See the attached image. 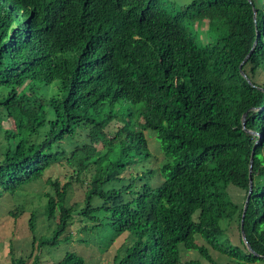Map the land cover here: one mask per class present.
Masks as SVG:
<instances>
[{
	"label": "trees",
	"instance_id": "trees-1",
	"mask_svg": "<svg viewBox=\"0 0 264 264\" xmlns=\"http://www.w3.org/2000/svg\"><path fill=\"white\" fill-rule=\"evenodd\" d=\"M205 20L220 35L201 43L185 24ZM147 128L166 158L156 186L129 168L150 154ZM0 132V196L68 169L44 179L50 235L36 236L30 211L32 264H48L39 251L71 234L75 214L82 231L135 237L112 264H203L183 250L264 264V0H192L173 13L162 0H0ZM252 149L242 225L256 254L239 225ZM49 264L85 260L66 252Z\"/></svg>",
	"mask_w": 264,
	"mask_h": 264
},
{
	"label": "rangeland",
	"instance_id": "rangeland-1",
	"mask_svg": "<svg viewBox=\"0 0 264 264\" xmlns=\"http://www.w3.org/2000/svg\"><path fill=\"white\" fill-rule=\"evenodd\" d=\"M192 0H162V6L169 12L173 13L177 9H180L183 5L189 3ZM198 24L186 23L185 28L190 34L199 41L205 42L206 40H211L217 38L220 34L218 32L209 34L205 27V22ZM207 23V22H206ZM44 93V87L40 88ZM120 124L118 122L113 124L109 130H115ZM146 141L147 148L150 152L148 156L144 155V152L139 154H134L135 161L132 163L130 168L131 175L146 174L149 172V179H147L153 186L159 184L162 180L159 172V166L166 160L164 153L160 148V143L156 137V133L152 129L143 130ZM107 136H111L108 133ZM5 149V140L3 138L2 132H0V153ZM63 165H55L49 167L45 173V177H56L63 181L65 174L68 169ZM126 175V173H123ZM43 179H38L30 183H26L14 193H2L0 196V264H10V253L16 257L24 256L26 262L24 264H32L33 256L37 253L34 251L33 256L28 257L31 252V241L32 234L29 231L28 218L30 216V211H34L36 214V236L40 235H50L53 226L55 225V220H48L43 214L44 204L46 201L43 193L50 191V187L44 182ZM147 178V177H145ZM140 181H135L133 189H136L140 185ZM123 185L128 184V181L124 179L123 181L112 182L110 185ZM233 187V186H229ZM86 189V184H82L81 188L77 186L69 192L68 204L71 205L74 201H81L83 198V190ZM128 196V193L125 195ZM235 197L240 198L241 194H235ZM16 207L22 208L16 216H11L9 211L17 210ZM82 222L79 220L78 216L73 215L72 223L68 225L67 231L71 234L68 235V239L64 240L63 236L60 241L55 246H45L39 252L42 253L41 260L47 261L48 264L51 262H56L60 260L66 252H75L81 255L85 264H112L114 257L122 255L124 248L129 246L134 240L133 237L128 232H122L120 234L114 235L111 230L101 226L95 228H84L81 226ZM235 228V227H234ZM236 232V231H235ZM234 232V233H235ZM182 246H180V249ZM213 256L216 258L218 264H225L227 261L222 255L217 252H212ZM189 255V257L199 258L203 264H210L205 259L201 258L195 250H183L181 253ZM254 264H262L256 262Z\"/></svg>",
	"mask_w": 264,
	"mask_h": 264
},
{
	"label": "water",
	"instance_id": "water-1",
	"mask_svg": "<svg viewBox=\"0 0 264 264\" xmlns=\"http://www.w3.org/2000/svg\"><path fill=\"white\" fill-rule=\"evenodd\" d=\"M248 1L251 2V0H248ZM253 12L255 13L256 10L253 9ZM255 43H256V40L254 41L253 46L255 45ZM253 46H252V47H253ZM249 51H250V50H249ZM250 52H251V51H250ZM250 52L247 54V56L245 57V59L249 56ZM242 63H243V62H242ZM242 63H241V64H242ZM242 74H243L244 77H246V75H245L243 72H242ZM245 115H246V112H244L243 115H242V122H243V124L245 123ZM252 155H253V149H252L251 156H250V160H249L250 162H249V164H248V167H249V186H248V192H247V196H246L245 201H244L243 210H242V215H241V221H240L239 225H240V234H241V237H242L244 243L246 244L248 250H249L250 252H252L253 254H256L255 251L251 248V246L248 244V242H247V240H246V235H245V232H244V230H243V225H242V223H243V218H244L245 211H246L247 204H248V200H249V196H250V193L252 192V180H251V170H252L251 164H252V161H253V159H252Z\"/></svg>",
	"mask_w": 264,
	"mask_h": 264
}]
</instances>
